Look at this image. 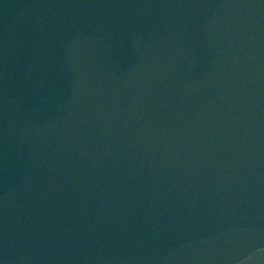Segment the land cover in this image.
<instances>
[{
	"label": "water",
	"instance_id": "95a60500",
	"mask_svg": "<svg viewBox=\"0 0 264 264\" xmlns=\"http://www.w3.org/2000/svg\"><path fill=\"white\" fill-rule=\"evenodd\" d=\"M0 264H264V0H0Z\"/></svg>",
	"mask_w": 264,
	"mask_h": 264
}]
</instances>
